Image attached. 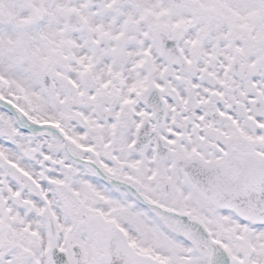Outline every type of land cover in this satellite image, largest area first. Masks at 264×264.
Here are the masks:
<instances>
[{
  "label": "snow or ice",
  "instance_id": "1",
  "mask_svg": "<svg viewBox=\"0 0 264 264\" xmlns=\"http://www.w3.org/2000/svg\"><path fill=\"white\" fill-rule=\"evenodd\" d=\"M0 264H264V0H0Z\"/></svg>",
  "mask_w": 264,
  "mask_h": 264
}]
</instances>
